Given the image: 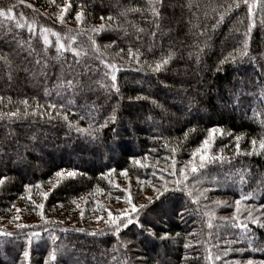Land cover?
<instances>
[{
    "label": "trees",
    "instance_id": "1",
    "mask_svg": "<svg viewBox=\"0 0 264 264\" xmlns=\"http://www.w3.org/2000/svg\"><path fill=\"white\" fill-rule=\"evenodd\" d=\"M0 10V264H264V0ZM120 170L156 194L119 230L68 226L83 195L125 196Z\"/></svg>",
    "mask_w": 264,
    "mask_h": 264
},
{
    "label": "rangeland",
    "instance_id": "2",
    "mask_svg": "<svg viewBox=\"0 0 264 264\" xmlns=\"http://www.w3.org/2000/svg\"><path fill=\"white\" fill-rule=\"evenodd\" d=\"M27 71V73L31 72L29 69H27ZM215 134H217V132L214 129L210 131V134L205 141L207 143H203L204 148L211 146ZM163 168H161V170H163L164 176L157 177V180H159L158 182L163 181V183L166 184L167 181L165 178H169L171 174L165 172ZM115 175H117L118 178L116 177L112 183L117 187L119 192L125 193V196L117 195V197L110 199V196H105L102 198V194L98 192H92L95 195L91 193L83 195L77 203L73 204L76 213V215L74 213L76 220H69L68 226L72 227L76 231H85V229H87V232H98L99 234L112 232L115 230H112V228L116 224L111 222V216H109V213H111L112 216L119 217H121L124 213L127 214L129 212L128 206L131 204L128 201L132 202V200H134V204L139 206L144 202L143 200L151 199L156 194L153 190L159 186L157 185L158 183L154 184L149 181H142V179H139L137 176H132L123 170L115 173ZM142 186L143 188H141ZM118 197L120 198L117 199ZM228 200L229 199H226L225 201ZM18 208L19 209H15L16 214L22 209L21 206H18ZM14 219L17 225L23 224L18 215H16ZM130 247L133 252V259L137 261L141 259L143 261V255H141L140 250H138L136 247ZM140 264L145 263L141 262Z\"/></svg>",
    "mask_w": 264,
    "mask_h": 264
},
{
    "label": "snow or ice",
    "instance_id": "3",
    "mask_svg": "<svg viewBox=\"0 0 264 264\" xmlns=\"http://www.w3.org/2000/svg\"><path fill=\"white\" fill-rule=\"evenodd\" d=\"M68 7H70L69 4H65V5H64V9H67ZM9 11H10V9H9ZM153 11L155 12V9H153ZM0 15H4L3 10H0ZM80 17H81V13H80V12H77V13H76V18H77V20H79ZM101 27H103V25H101ZM46 42H47V41H46ZM61 47H63V45H61ZM247 47H248V45H247V41L245 40V42H244V48H243L242 51L239 52V55H240V56H244V55L247 54ZM129 55H131V52L129 53ZM229 59L235 61L236 57L233 56V55L230 53L229 56L225 57V58L221 61V64L227 62ZM167 62H168L167 60H163V63H164V64H166ZM160 67H161L160 64H156V66H155V70L158 71V70L160 69ZM113 80H115V77H113ZM69 83H70V82H69ZM115 86H116V85L113 83V84H112V87L114 88ZM9 115H13V116H14V115H16V113H10ZM237 139H239V138H237ZM206 143H207V142H205V144H206ZM253 143H255V142H253ZM261 147L264 148V141L261 142ZM197 151H200V149H197ZM201 160H204V157H203V156H201ZM201 167H203V164L201 165ZM192 171L195 172V171H197V169H196L195 167H193ZM74 175H75L74 172H68V173H67V176H68V177H73ZM56 176H57V177H60V176H61V172H57V173H56ZM167 191H168L167 188H164V189H163V192H167ZM163 192L161 193V195L163 194ZM44 195L46 196L47 193H45ZM117 199H119V198H117ZM128 202L131 203V201H128ZM237 203H238V202H237ZM41 207H42V205H41ZM133 211H135V206H133ZM249 215H251V213H249ZM109 216H111V222H112L113 224H116V228H117V230H119L120 225L117 224L116 222H117L118 220H120L121 218H120L119 216H112L111 213H109ZM124 219L127 220L128 223H132V222H133L132 219H131L130 217H128V216H124ZM256 222H257V221L254 219V220H253V223H256ZM7 235H10V234H7ZM25 255H27V253H25Z\"/></svg>",
    "mask_w": 264,
    "mask_h": 264
}]
</instances>
